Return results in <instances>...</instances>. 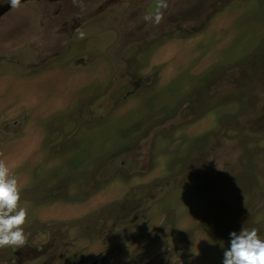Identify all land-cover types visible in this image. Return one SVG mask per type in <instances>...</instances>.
Wrapping results in <instances>:
<instances>
[{
  "label": "rangeland",
  "instance_id": "374dc122",
  "mask_svg": "<svg viewBox=\"0 0 264 264\" xmlns=\"http://www.w3.org/2000/svg\"><path fill=\"white\" fill-rule=\"evenodd\" d=\"M162 2L0 0L30 246L0 264H222L230 232L264 239V0Z\"/></svg>",
  "mask_w": 264,
  "mask_h": 264
},
{
  "label": "clouds",
  "instance_id": "9594fccd",
  "mask_svg": "<svg viewBox=\"0 0 264 264\" xmlns=\"http://www.w3.org/2000/svg\"><path fill=\"white\" fill-rule=\"evenodd\" d=\"M162 0L159 7H164ZM152 19L145 16V20ZM161 16L157 14L158 23ZM20 193L17 180L8 166L0 161V247L19 248L25 245L27 236L22 227L27 211L18 205ZM222 264H264V239L258 236V230L240 229L229 233V245L223 252Z\"/></svg>",
  "mask_w": 264,
  "mask_h": 264
},
{
  "label": "flooded vegetation",
  "instance_id": "af4514ba",
  "mask_svg": "<svg viewBox=\"0 0 264 264\" xmlns=\"http://www.w3.org/2000/svg\"><path fill=\"white\" fill-rule=\"evenodd\" d=\"M88 178H91V175H90V173L88 174V177H87V179ZM90 184V182H86L85 183V185H89ZM89 187L88 186H85V187H80V188H78V191H79V193L81 194V196H82V193H83V191L84 190H86V189H88ZM79 189H81V190H79ZM77 196H78V194H77ZM69 198V196L67 195L64 199H68ZM85 198V197H84ZM28 230H32V229H28ZM61 240H62V238H61ZM0 248H5V247H0ZM30 248V246H24V247H22L21 249H20V252H15V254H17L16 256L17 257H20L21 256V253H22V251L21 250H24V249H26V250H28ZM2 251V250H1ZM16 256H10V257H12V258H14V257H16ZM1 259V258H0ZM92 264H96V262H93Z\"/></svg>",
  "mask_w": 264,
  "mask_h": 264
},
{
  "label": "crops",
  "instance_id": "0c3cea01",
  "mask_svg": "<svg viewBox=\"0 0 264 264\" xmlns=\"http://www.w3.org/2000/svg\"><path fill=\"white\" fill-rule=\"evenodd\" d=\"M51 103H53L54 104V106H57V102H54V101H52ZM51 103H50V106H51ZM54 108V107H53ZM52 108V109H53ZM50 110V109H49Z\"/></svg>",
  "mask_w": 264,
  "mask_h": 264
}]
</instances>
